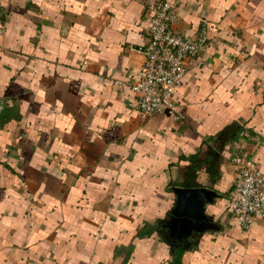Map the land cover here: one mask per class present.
<instances>
[{
  "label": "crops",
  "instance_id": "obj_1",
  "mask_svg": "<svg viewBox=\"0 0 264 264\" xmlns=\"http://www.w3.org/2000/svg\"><path fill=\"white\" fill-rule=\"evenodd\" d=\"M173 1L208 39L177 119L134 105L150 0H0V264H264L226 210L230 154L264 170V0ZM173 185L216 194L187 241Z\"/></svg>",
  "mask_w": 264,
  "mask_h": 264
},
{
  "label": "built area",
  "instance_id": "obj_2",
  "mask_svg": "<svg viewBox=\"0 0 264 264\" xmlns=\"http://www.w3.org/2000/svg\"><path fill=\"white\" fill-rule=\"evenodd\" d=\"M148 8L147 40L136 47L143 58L136 77L130 81L134 105L141 115L163 113L177 119L180 115L172 94L189 69V58L199 56L208 39L202 26L191 35L172 26L177 16L173 0H150ZM201 62L202 59H198L194 65ZM229 162L233 178L226 196L227 212L243 229L250 228L256 221L264 227V170L243 152L231 153Z\"/></svg>",
  "mask_w": 264,
  "mask_h": 264
},
{
  "label": "water",
  "instance_id": "obj_3",
  "mask_svg": "<svg viewBox=\"0 0 264 264\" xmlns=\"http://www.w3.org/2000/svg\"><path fill=\"white\" fill-rule=\"evenodd\" d=\"M171 191L174 202L163 223L170 236L187 241V237H196L209 226L211 216L205 212V205L212 203L216 194L204 186L173 185Z\"/></svg>",
  "mask_w": 264,
  "mask_h": 264
}]
</instances>
